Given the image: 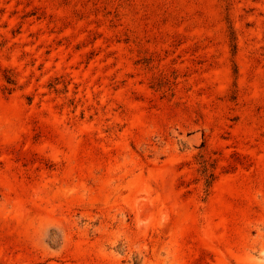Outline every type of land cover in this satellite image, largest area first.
I'll list each match as a JSON object with an SVG mask.
<instances>
[{
    "label": "rangeland",
    "instance_id": "obj_1",
    "mask_svg": "<svg viewBox=\"0 0 264 264\" xmlns=\"http://www.w3.org/2000/svg\"><path fill=\"white\" fill-rule=\"evenodd\" d=\"M0 264H264V0H0Z\"/></svg>",
    "mask_w": 264,
    "mask_h": 264
}]
</instances>
